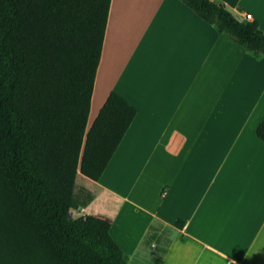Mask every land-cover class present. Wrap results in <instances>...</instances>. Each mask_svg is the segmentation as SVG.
I'll return each mask as SVG.
<instances>
[{
    "label": "crops",
    "instance_id": "0c3cea01",
    "mask_svg": "<svg viewBox=\"0 0 264 264\" xmlns=\"http://www.w3.org/2000/svg\"><path fill=\"white\" fill-rule=\"evenodd\" d=\"M210 1L264 33V0ZM110 91L135 116L98 181L74 174V218L126 264H264V55L178 0H110L86 129Z\"/></svg>",
    "mask_w": 264,
    "mask_h": 264
},
{
    "label": "trees",
    "instance_id": "16d2710c",
    "mask_svg": "<svg viewBox=\"0 0 264 264\" xmlns=\"http://www.w3.org/2000/svg\"><path fill=\"white\" fill-rule=\"evenodd\" d=\"M178 1L264 55L257 21L210 0ZM109 4L0 0V264L127 263L107 221L69 217L74 174L98 181L135 116L110 91L86 129ZM255 136L264 142V117Z\"/></svg>",
    "mask_w": 264,
    "mask_h": 264
},
{
    "label": "rangeland",
    "instance_id": "374dc122",
    "mask_svg": "<svg viewBox=\"0 0 264 264\" xmlns=\"http://www.w3.org/2000/svg\"><path fill=\"white\" fill-rule=\"evenodd\" d=\"M90 119H91L90 117L87 118V124L89 123ZM78 180H79V178H78ZM78 180H77V181H78ZM69 207H70V212L73 214V216H70V215H69V217L74 218V210H75V209H74V206L70 205V202H69Z\"/></svg>",
    "mask_w": 264,
    "mask_h": 264
},
{
    "label": "built area",
    "instance_id": "2783aa9c",
    "mask_svg": "<svg viewBox=\"0 0 264 264\" xmlns=\"http://www.w3.org/2000/svg\"><path fill=\"white\" fill-rule=\"evenodd\" d=\"M243 19H244L245 21H250V20H251V15L248 14V13H246V14H244V16H243Z\"/></svg>",
    "mask_w": 264,
    "mask_h": 264
}]
</instances>
